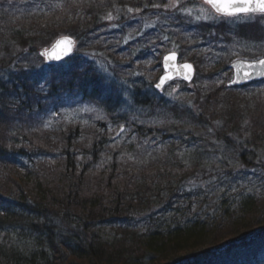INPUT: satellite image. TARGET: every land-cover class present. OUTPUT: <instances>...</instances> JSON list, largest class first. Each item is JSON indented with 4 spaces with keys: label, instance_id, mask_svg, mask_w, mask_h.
Returning <instances> with one entry per match:
<instances>
[{
    "label": "trees",
    "instance_id": "trees-1",
    "mask_svg": "<svg viewBox=\"0 0 264 264\" xmlns=\"http://www.w3.org/2000/svg\"><path fill=\"white\" fill-rule=\"evenodd\" d=\"M197 1L180 0L189 14L170 0H0V264H264V193L187 186L206 153L264 162V107L227 84L236 57H260L228 45L263 53L264 28L197 20ZM129 29L150 37L154 77L173 49L196 66L174 100L153 82L138 97L128 73L144 44ZM64 34L76 52L47 65L40 50ZM68 100L104 116L67 119ZM122 123L134 140L115 147L108 126Z\"/></svg>",
    "mask_w": 264,
    "mask_h": 264
},
{
    "label": "rangeland",
    "instance_id": "rangeland-1",
    "mask_svg": "<svg viewBox=\"0 0 264 264\" xmlns=\"http://www.w3.org/2000/svg\"><path fill=\"white\" fill-rule=\"evenodd\" d=\"M194 10H195V16L215 15L210 9V7L204 4V0H198L197 3L194 4ZM136 14L137 13L134 12V15ZM140 18H141L140 15L139 17H135V19L137 20H139ZM200 20H202L203 22L205 21L209 23H211V20H213L215 21L213 22V24H216V25L227 23V25L229 26L231 25V22L238 23L239 25L244 24L243 25L244 27L242 26V28H245V30H247L246 26L248 24H252V25L259 24L260 26L264 28V21H261L258 18L257 19H247V18L241 17V18H215V19H209L210 21L204 20V19H200ZM135 25L137 26V23ZM128 31H130L128 33L129 34L128 41H130L131 43V40H132V44H131L132 46L137 47L138 44L140 43L144 44V46L141 49L136 50L135 53L136 55L142 54L145 56V58L140 59V60L136 59L135 60L136 64L133 65L132 67L134 73L133 74L128 73V76L130 77V79H132L131 82L133 83V85L136 88L142 89L138 93V97L141 98L142 100L144 93L146 92V90H148V88H150L149 84H152L153 82V85L155 87L160 77V75H158L159 77L157 78L153 76L158 70L157 53L154 52L152 53V55H149L146 57V55L144 54L145 52L142 53V51L143 50L145 51V48L148 45L147 42L150 41L149 40L150 37L145 36L140 42H138V39L135 40L138 36H135L133 34L134 31L130 29ZM157 33L158 32L156 31L153 37L157 38ZM234 46L236 47H230L228 45V49H232L231 51H233V53L236 56H238V54L243 53L240 49H243V50L249 49V51L251 50V53H253L251 55L259 54L260 57L264 56V48L262 49L263 53H258L260 51L255 49L256 47L254 46V44L242 43L240 45L234 44ZM261 46L263 47L264 44H262ZM173 51H176V50L173 49ZM260 57L253 58V59H259ZM236 58H241V57L238 56ZM154 62L156 65L154 64L155 66H153L152 71L150 72L149 71L145 72L143 70L140 71L141 69L139 68L141 67H139V65L144 64V65H147L146 67H148V65L150 66L151 63H154ZM73 74H70V76L74 77ZM229 77L231 79L233 78L232 73H230ZM179 80L180 79H175L173 82L166 84L164 89L160 91L157 90L160 93L158 95V98L165 97V98L174 100L175 94L178 93L177 90L181 88V86L177 82ZM221 81H222V77L219 76V78L216 80L215 83L220 84ZM237 90L239 94L244 95L246 98H250V100L257 99L258 104H259L257 107H264V105L262 104L264 103V100H263L264 99L263 98L264 97V81H261V83L242 86L238 88ZM67 104L68 105H67L66 111L68 112V115H69L68 117H66L67 119H73L75 121L80 120L85 123H89L91 120L100 119L101 116H104L101 113L99 114V112L97 111V108L94 106H87V105L77 106L78 104L77 105L73 104V101H70V100H68ZM156 115L158 114L155 113V117L153 118V120L149 121L148 124L149 123L155 124V123H159L163 121V119L158 118L159 116H156ZM61 121L65 123L64 120H61ZM108 129H109L108 131L112 134V139L114 140L115 147L121 146L124 141L131 142V140H134L133 133L130 134L131 131H129L127 129V126H124L123 123L119 126H112V128L108 126ZM195 147L196 146L194 145H190L188 147L183 146L180 150L185 163H187L186 164L187 167L195 166L193 165L194 164L193 156H194L195 150L197 149ZM159 150L160 149H158V151ZM127 158L128 160L130 159L133 160L132 158H129V156H127ZM200 163H201L200 168L196 171L197 173L193 177H189L187 181L188 188L192 187L191 189L198 190L199 188L203 187L205 189H208L209 187H211L213 183L217 182L220 184H217L219 185V187H217L215 192H219V191L223 192L224 190H228V192H231V194L235 192L240 193L242 191L254 192V193L255 192L264 193V162L261 163V161L255 160L252 164H249L247 166L244 163L242 164L241 162L234 159L228 151L222 150L221 154H216V155H212V154L208 155L207 153L204 154L203 157L200 158ZM220 187L222 189H220ZM155 209L156 208H154V210ZM149 211L151 210L149 209L145 210L143 214L145 215V213L146 212L148 213ZM135 220L137 221L138 224H142L145 221L143 215H140V216L137 215V218ZM2 239L3 237L0 238L1 241ZM16 240L17 239L15 236H8L7 239L4 238L6 245H9V243H12L14 241L16 242Z\"/></svg>",
    "mask_w": 264,
    "mask_h": 264
},
{
    "label": "snow or ice",
    "instance_id": "snow-or-ice-1",
    "mask_svg": "<svg viewBox=\"0 0 264 264\" xmlns=\"http://www.w3.org/2000/svg\"><path fill=\"white\" fill-rule=\"evenodd\" d=\"M204 4L210 7L215 15H203L196 16L197 20L204 19H215V18H247V19H260L264 21V0H204ZM60 5L58 4L57 7ZM152 7L159 8L161 5L153 4ZM165 8H178L180 11L191 13V9L185 8L180 4V0H170L169 3L164 4ZM129 12L133 9L129 8ZM135 11H140V9H135ZM107 20H113L114 17L111 13L105 16ZM167 39V37H165ZM61 44L64 45L59 52L55 54H50L48 49H44L40 55L44 58L45 62L50 61H61L65 56H68L72 52L71 45L73 41L70 37H62L56 44L54 48L59 47ZM176 59V53L171 52L163 57L165 75L161 76L159 83L156 84L157 88H161L167 80L173 79V76L167 72L168 62L174 61ZM186 69L184 74V79H191L192 65L185 63L182 66ZM240 67H245L247 70L241 72ZM237 68V76L240 79L247 80L251 79L253 76L264 75V57L259 59L251 60L246 62V64L241 65ZM232 83L238 82L236 80L230 81ZM41 90H43V85H41Z\"/></svg>",
    "mask_w": 264,
    "mask_h": 264
},
{
    "label": "water",
    "instance_id": "water-1",
    "mask_svg": "<svg viewBox=\"0 0 264 264\" xmlns=\"http://www.w3.org/2000/svg\"><path fill=\"white\" fill-rule=\"evenodd\" d=\"M62 37H70L71 40L73 41V44L71 45V47H72V52H71L68 56H65V57L63 58V60H65V58H68V57H70L71 55H73L74 52L76 51V39H74V37H71V36H69V35H64V36L59 37L58 39H56V40L54 41V43H53L50 47H48V48H43L42 50H40V53H41L44 49H48L49 52H50V54H55V53L59 52L60 49H61L62 47H64V45L61 44L59 47H56V48H54L53 46H54V45L56 44V42L59 41ZM173 52H175V51H173ZM175 53H176V59H175L174 61H169V62H168V69H167V72H168L170 75L173 76V79H171V80H167V81L164 83V85L167 84V83L170 82V81H173L175 78H178V77L181 78L183 81H187V82H191V81H193L194 78H195V75H196V74H195V66H194L192 63H190V62L179 63V54H177V52H175ZM168 54H169V53H167L166 55H168ZM63 60H61V61H63ZM249 61H251V60H249ZM58 62H60V61H50V62H47V63L50 64V65H53V64L58 63ZM246 62H248V61L243 60V59H238V60L234 61V62L231 64V68L233 69V73H234V78H233V80H236V81H238V82L232 83V82L229 81L228 84H229L230 86H238V87H240V86H243V85L250 84V82L261 81V80L264 78V75H257V76H253L251 79H247V80L240 79V78L237 76V74H236V73H237V68L240 67L241 65L246 64ZM185 63H187V64H191V65H192V72H191V79H190V80H186V79L183 78V77H184V74H185L186 71H187L186 69H184V68L182 67ZM163 65H164V62H163ZM240 70H241V72H242V71L247 70V69H246L245 67H240ZM164 75H165V68H164V72H163V74H162L161 76H164ZM233 80H231V81H233ZM159 81H160V79H159ZM159 81H158L157 83H159ZM157 83H156V84H157ZM164 85H163L161 88H157L156 85H155V87H156L158 90H162V89L164 88Z\"/></svg>",
    "mask_w": 264,
    "mask_h": 264
},
{
    "label": "bare ground",
    "instance_id": "bare-ground-1",
    "mask_svg": "<svg viewBox=\"0 0 264 264\" xmlns=\"http://www.w3.org/2000/svg\"><path fill=\"white\" fill-rule=\"evenodd\" d=\"M172 51H169V52H167V53H171Z\"/></svg>",
    "mask_w": 264,
    "mask_h": 264
}]
</instances>
